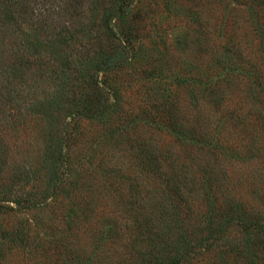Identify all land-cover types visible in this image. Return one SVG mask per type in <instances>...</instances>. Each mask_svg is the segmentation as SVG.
<instances>
[{"label": "rangeland", "instance_id": "1", "mask_svg": "<svg viewBox=\"0 0 264 264\" xmlns=\"http://www.w3.org/2000/svg\"><path fill=\"white\" fill-rule=\"evenodd\" d=\"M128 1L129 60L100 76L111 91L77 86L48 116L58 66L0 77V264H140L161 241L145 232L163 206L192 212L180 219L195 243L211 211L235 219L229 237L242 243L253 234L241 219L264 227V0ZM81 89L110 107L73 117ZM197 249L199 264H264L263 246Z\"/></svg>", "mask_w": 264, "mask_h": 264}, {"label": "trees", "instance_id": "2", "mask_svg": "<svg viewBox=\"0 0 264 264\" xmlns=\"http://www.w3.org/2000/svg\"><path fill=\"white\" fill-rule=\"evenodd\" d=\"M128 3V0H0L1 79L10 78L13 81L23 79L34 75L40 67L53 62L52 65L58 66V70L51 68L54 73L50 76L54 75L55 79L58 78L57 72L61 70L62 72L58 78L56 97L51 105L43 108L48 112V116L65 110L70 95L77 86H91L100 95L105 91H111L110 84L106 80L102 81L100 76L104 72L118 69L129 60L131 48L127 47V44L124 45L122 39L126 29L119 26L121 21L129 20L132 15V6ZM130 27L133 25L128 24L129 29ZM115 39L120 46L109 47L107 41L112 44ZM27 67H32L33 71L28 75L25 72ZM23 68L24 71L21 72ZM81 90L83 92L76 104L78 102L82 104L72 111L73 117L78 111L82 115L98 116L110 107L111 103L105 98L102 100V96L96 105L88 106L86 91ZM4 113L6 114V111ZM62 142L59 144L60 147H63ZM177 167V164H173L169 169H165L163 165L156 164L153 173L161 175L169 170L177 175L175 171ZM59 182L60 179L54 181V177L51 178V185L56 186ZM177 191L180 193H175L176 196L173 195L172 198L176 197L180 202L184 201L187 204L185 193L182 190ZM127 199L132 203L142 200L143 197L132 195ZM210 205L213 207L212 202ZM180 207L176 205L173 210L166 209V206L156 209L157 216L150 218L152 225L145 233L152 239L160 238L161 241L156 240L157 244L153 249L150 248L146 256H142L140 264H199L195 261V256L200 253L197 246L210 249L222 245V251L227 255L244 253L246 251L244 247L249 251L254 245L264 247L263 225L241 219L239 226L245 232L253 234L242 243L229 237L235 219L217 222L212 211L207 217V229L201 239L196 243L192 242L188 239L187 227L181 226L180 219L182 217L185 221L183 215L189 216L192 212L187 209L184 211V207ZM137 219L138 216L136 221ZM158 220L166 221L165 233L158 228L160 226ZM172 236L176 237L175 241L178 242L172 241ZM249 263L256 264L253 255H250Z\"/></svg>", "mask_w": 264, "mask_h": 264}]
</instances>
